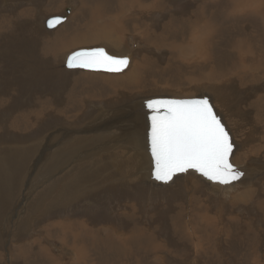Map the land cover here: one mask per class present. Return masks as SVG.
I'll use <instances>...</instances> for the list:
<instances>
[{
    "label": "rangeland",
    "instance_id": "374dc122",
    "mask_svg": "<svg viewBox=\"0 0 264 264\" xmlns=\"http://www.w3.org/2000/svg\"><path fill=\"white\" fill-rule=\"evenodd\" d=\"M2 1L0 193L6 196V200L0 213V264H264V172L260 171L264 169V31L260 28L263 15H254L263 14L264 4L260 12L250 14L251 17L261 18L259 21L247 17L249 13L246 8L235 11L226 6L228 0H123L126 8H119L120 0H97L96 3L95 0ZM230 1L232 5L236 4V0ZM153 2L156 4L155 10L149 9ZM240 5L243 7L244 2ZM67 6L73 8L68 14L70 17L67 16L69 19L50 30L45 29V20L52 16H64ZM90 20L98 26H106L103 30L113 31L111 33L116 38H123L128 51L124 48L121 51L104 48L110 55L127 56L130 64L134 62L132 66H127L121 72H107L67 68L64 65L66 58L77 50L103 47L102 43L94 41L81 42L83 37L80 34L90 27ZM185 26L191 27V30ZM201 27H206L202 61L195 59V53L190 57H181L179 49L192 45L190 33H196ZM44 38L67 43V50L60 49L54 55L55 59L49 61L51 64L44 59L46 52L41 54L46 41ZM71 40L75 42L72 46ZM160 40L163 42L160 43ZM31 41H35L34 46ZM237 41L255 55L253 59H243L247 61L239 65V72L230 74L227 68H232L239 58V47L233 46ZM30 43L33 52L29 51ZM35 48H39L38 52ZM258 48L261 50L258 51ZM138 61L141 65L137 64ZM134 66H137L133 79L136 83L132 82L127 89L99 81L102 80L99 75L114 79L127 74ZM93 74L98 76L95 80L98 87L96 83L87 81ZM206 76L211 80H206ZM215 92L219 94V102ZM180 96L207 98L229 132L233 143L230 160L243 173L239 180L231 183V186L239 183L229 192L232 195L221 194L229 184L211 188L208 187L209 181H206L207 184L196 172H189L192 174H188V179L176 177L173 182L169 181L173 186H161L162 189L157 190L146 187L131 173L124 181L128 185L117 189L121 193L116 191L101 196L102 188L122 179L119 178L120 172L110 163L114 152L104 149L106 146L103 143L107 140L93 142L85 139L83 134L76 133L74 144L70 146L78 144L91 149L88 157L94 161L93 169L97 171L89 169L86 163L83 166L71 165L60 154L58 159L52 157L45 165L42 163L38 168H32L33 162L40 157L44 135L49 133L47 131H56L61 122H69L67 126L77 130H92L86 123L95 115H88L96 110L99 112L100 107L117 109L136 99L135 105H144L145 97L152 100L153 97L179 99ZM220 97H223V104ZM61 103H69L78 114L71 113L69 109L66 111V108L60 111ZM243 110H247L249 115L244 114ZM61 112L67 114L68 119L63 114L66 119L60 118ZM48 115L52 117L51 123L46 121ZM233 115L236 118L245 115L246 119L243 118L246 121L237 125ZM255 115L259 119L253 122ZM41 132L43 134L40 135ZM95 146L101 150L93 151ZM82 153L81 148L78 156ZM253 158L259 166L258 170L251 164ZM61 161L66 165L65 170L49 182L45 177L58 170ZM243 171L250 172L246 173L248 177H243ZM104 175H111L114 179L103 178ZM210 188L220 191L221 196L218 199L214 197L209 192ZM128 189L131 191L127 192Z\"/></svg>",
    "mask_w": 264,
    "mask_h": 264
},
{
    "label": "bare ground",
    "instance_id": "6f19581e",
    "mask_svg": "<svg viewBox=\"0 0 264 264\" xmlns=\"http://www.w3.org/2000/svg\"><path fill=\"white\" fill-rule=\"evenodd\" d=\"M2 1V0H1ZM4 1V0H3ZM2 1V2H3ZM31 1H33V0H31ZM69 1V0H68ZM75 1V0H74ZM89 1V0H88ZM91 1V0H90ZM92 1H94V0H92ZM100 1V0H99ZM103 1V0H102ZM101 1V2H102ZM111 1V0H110ZM130 1V0H129ZM138 1V0H137ZM97 2V0H95V3ZM107 2V4L108 5H110L108 2L109 1H106ZM113 2H115V1H113ZM112 2V3H113ZM136 2V1H135ZM139 2V1H138ZM151 1H149V3H150ZM212 2V1H211ZM216 2V1H215ZM224 2V1H223ZM228 2V4L226 3L225 5L226 6H230L231 7V9H235V11H237V10H239L240 8L241 9H245L246 8V10H248V15H247V17H249V18H257V19H259V21H260V19L261 18H258V17H256V16H250V14H254V13H258V12H260L261 11V7H263V4H264V2H263V0H236V4H233L232 5V2L230 1V0H228L227 1ZM244 2V6L242 7L240 4L241 3H243ZM9 3H11V2H9ZM24 3V2H23ZM75 3V2H74ZM86 3V2H85ZM103 3V2H102ZM65 4V3H64ZM76 4V3H75ZM101 4V3H100ZM105 4V3H104ZM106 4V5H107ZM118 4V3H117ZM133 4V3H132ZM131 4V5H132ZM139 4H141V3H139ZM147 4V3H146ZM223 4V3H222ZM3 5V4H2ZM5 5H7V4H5ZM4 5V6H5ZM14 5V4H13ZM52 5V4H51ZM105 5V6H106ZM107 5V6H108ZM113 5H115V3L113 4ZM119 8L121 7H125V4H124V1L123 0H120L119 1ZM133 5H135V6H138V5H136V4H133ZM149 5V4H148ZM221 5V4H220ZM35 6V5H34ZM73 6V5H72ZM96 6V5H95ZM129 6V5H128ZM225 6V7H226ZM10 7L12 8V6L10 5ZM49 7H52V6H49ZM54 7V6H53ZM68 7V6H67ZM91 7V6H90ZM94 7V6H93ZM110 7V6H109ZM127 7V6H126ZM125 7V8H126ZM140 7V6H139ZM146 8H148V6H145ZM236 7H238L237 9H236ZM45 8H47V7H45ZM77 8V7H76ZM115 8V7H114ZM113 8V9H114ZM125 8H124V10H125ZM129 8V7H128ZM141 8V7H140ZM139 8V10H141ZM156 9V4H154V2L153 3H151V5L149 6V9ZM23 9V8H22ZM48 9H50V8H48ZM71 9H73L72 7H68V10H69V12L71 11ZM93 9V8H92ZM92 9H90V10H92ZM100 9V8H99ZM116 9V8H115ZM132 9V8H131ZM136 9H137V7H136ZM143 9H144V6H143ZM154 9V10H155ZM158 9H160V8H158ZM8 10V9H7ZM9 10H11V9H9ZM14 10V9H13ZM27 10V9H26ZM29 10V9H28ZM54 10V9H53ZM64 10V9H63ZM77 10V9H76ZM117 10V9H116ZM148 9H146L145 11H147ZM153 10V11H154ZM224 10V9H223ZM230 10V9H229ZM228 10V11H229ZM1 11V10H0ZM20 11H21V9H20ZM128 11V10H127ZM132 11V10H131ZM131 11H130V13H131ZM160 11V10H159ZM195 11V10H194ZM235 11H233V12H235ZM262 13L263 14H254V15H263L262 16V26L260 27V28H262L263 29V31H264V10L262 9ZM10 12V11H9ZM12 12V11H11ZM18 12V11H17ZM24 12V11H23ZM27 12V11H26ZM29 12V11H28ZM63 12V11H62ZM68 12V13H69ZM74 12V11H73ZM77 12V11H76ZM92 12V11H91ZM107 12V11H106ZM164 12V11H163ZM166 12V11H165ZM200 12H201V10H200ZM231 12V11H230ZM229 12V13H230ZM19 13V12H18ZM21 13V12H20ZM54 13V12H53ZM79 13V12H78ZM94 13V12H93ZM92 13V14H93ZM97 13H99L98 11H97ZM96 13V14H97ZM102 13V12H101ZM100 13V14H101ZM132 13H133V11H132ZM140 13V12H139ZM148 13V12H147ZM202 13V12H201ZM207 13V12H206ZM232 13V12H231ZM14 14H16V12L14 13ZM71 14V13H70ZM81 14V13H80ZM135 14H137V12H135ZM134 14V15H135ZM149 14V13H148ZM155 14V13H154ZM203 14V13H202ZM225 14H226V12H225ZM232 14H234V13H232ZM231 14V15H232ZM26 15V14H25ZM28 15H29V13H28ZM90 15V14H89ZM104 15H106V14H104ZM128 15V14H127ZM126 14L124 15V16H127ZM130 15H133V14H130ZM129 15V16H130ZM190 15V14H189ZM210 15V14H209ZM65 16V15H64ZM68 16V15H67ZM67 16H66V18H67ZM72 16V15H71ZM91 16V15H90ZM141 16H143V15H141ZM205 16V15H204ZM211 17H213V15L211 14L210 15ZM1 17V16H0ZM15 17V16H14ZM30 17V16H29ZM53 17V16H52ZM68 17H70V15L68 16ZM76 16H74V18H75ZM79 16H77V18H78ZM106 17V16H105ZM114 17V16H113ZM163 17V16H162ZM189 17H191V16H189ZM2 18V17H1ZM9 18V17H8ZM32 18V17H31ZM84 18V17H83ZM96 18V17H95ZM110 18H111V16H110ZM122 18H123V16H122ZM124 18H127V17H124ZM132 18V17H131ZM133 18H134V16H133ZM158 18V17H157ZM67 19H69V18H67ZM91 19V18H90ZM159 19V18H158ZM193 19V18H192ZM92 20V19H91ZM90 20V21H91ZM93 20H95V19H93ZM125 20V19H124ZM123 20V21H124ZM194 20V19H193ZM202 20H204V19H201L200 21H202ZM4 21V20H3ZM30 21V20H29ZM74 21V20H73ZM81 21H83V20H81ZM111 20L109 19V22H110ZM207 21V20H206ZM209 21V20H208ZM210 21H213V20H210ZM6 22V21H5ZM10 22V21H9ZM24 22H25V20H24ZM69 22V21H68ZM75 22V21H74ZM73 22V23H74ZM99 22V21H98ZM101 22V21H100ZM112 22H113V20H112ZM114 22H115V20H114ZM119 22V21H118ZM124 22H126V21H124ZM156 22V21H155ZM199 22V21H198ZM3 23V22H2ZM7 23V22H6ZM12 23H15L14 21H12ZM23 23V22H22ZM26 23V22H25ZM97 23V22H96ZM213 23H215V21L213 22ZM257 23H259V22H257ZM16 24V23H15ZM71 24V23H70ZM86 24V23H85ZM111 24V23H110ZM113 24V23H112ZM116 24H117V22H116ZM126 24V23H125ZM133 24V23H132ZM217 24V23H216ZM261 24V23H260ZM2 25V24H1ZM4 25V24H3ZM9 25V24H8ZM26 25H27V23H26ZM61 25V24H60ZM69 25V24H68ZM88 25H90V24H88ZM115 25V24H114ZM140 26V24H137V26ZM142 25V24H141ZM204 25V24H203ZM7 26V25H6ZM10 26V25H9ZM9 26H8V28H9ZM25 26V25H24ZM67 26V25H66ZM65 26V27H66ZM132 26V25H131ZM2 27V26H1ZM23 27V26H22ZM60 27H62V26H60ZM59 27V28H60ZM79 27V26H78ZM77 27V28H78ZM108 28H110L111 26H107ZM136 27V26H135ZM186 27V26H185ZM106 28V26H104V25H102V26H98V25H96L95 24V22L94 21H91V25H90V27L89 28H87L82 34H80L83 38L81 39V42H85V41H94L95 43H102V46L103 47H106V48H109V49H111L112 48V51H113V49L114 48H116L118 51L120 50H123L122 48H124V50H126V47L128 46V45H124L123 44V38L121 39L120 37H118V38H116L115 36H113V33H111V32H113V31H108V32H105L103 29H105ZM118 28V27H117ZM131 28V27H130ZM139 28H141V27H139ZM187 28V27H186ZM191 28V27H190ZM190 28H187V29H189V30H191ZM6 29V28H5ZM58 29V28H57ZM79 29V28H78ZM82 29V28H81ZM81 29H80V32H81ZM84 29V28H83ZM111 29V28H110ZM110 29H108V30H110ZM125 29V28H124ZM262 29H261V31H262ZM7 30V29H6ZM26 30V29H25ZM55 30V29H54ZM59 30V29H58ZM64 30V29H63ZM62 30V31H63ZM73 30V29H72ZM107 30V29H106ZM116 30V29H115ZM130 30H132V29H130ZM134 30V29H133ZM141 30V29H140ZM205 30H206V27L205 28H203V27H201V28H199L198 30H196V33H190V40L191 41H193V42H191V44L192 45H188L187 47H183L182 49L180 48L179 49V54H180V56L181 57H190L191 55H193L194 53L196 54L195 56V59L196 60H198L199 62H201L202 61V41H203V35L205 34L204 32H205ZM3 31V30H2ZM122 31V30H121ZM134 31H136V29L134 30ZM139 31V30H138ZM145 31V30H144ZM216 31V30H215ZM39 32V31H38ZM51 32V31H50ZM63 32H67V30L66 31H63ZM184 32V31H183ZM207 32V31H206ZM217 32V31H216ZM5 33V32H4ZM58 33H61V31L60 32H58ZM77 34H78V32H76ZM131 33V32H130ZM145 33H146V31H145ZM263 33V32H262ZM37 34V33H36ZM40 34V33H39ZM74 34V33H73ZM91 34H94V36H91ZM207 34V33H206ZM216 34V33H215ZM264 34V33H263ZM38 35V34H37ZM41 35V34H40ZM39 35V36H40ZM50 35V34H49ZM65 35V34H64ZM69 35H72V33L70 34L69 33ZM76 35V34H75ZM122 35V34H121ZM143 35V34H142ZM185 35H186V33H185ZM36 36V35H35ZM39 36H37V37H39ZM123 36V35H122ZM140 36V35H139ZM43 37H45V36H43ZM42 37V38H43ZM91 37H92V39H91ZM149 37V36H148ZM208 37V36H207ZM264 37V36H263ZM3 38V37H2ZM8 38V37H7ZM39 38H41V37H39ZM69 38H71V36L69 37ZM212 38V37H211ZM259 38H262L261 36H259ZM52 39H54V38H52ZM78 39V38H77ZM133 39H135V38H133ZM137 39V38H136ZM208 39H210V38H208ZM44 40H46V41H44V45H43V47H42V50H41V54H42V52L43 51H45L46 53H45V55H44V59H46V60H48V62L49 61H53V59H55L54 58V55H56V54H58V51H60V49L61 50H63V48L65 49V47H66V44L67 43H64L63 41H59V42H57L58 40L56 39V40H51L50 38H48V39H45L44 38ZM151 40V39H150ZM205 40V39H204ZM211 40V39H210ZM209 40V41H210ZM238 40V39H237ZM240 40V39H239ZM263 40H264V38H263ZM75 41H76V39H75ZM138 41V40H137ZM146 41H148L147 39H146ZM10 42V41H9ZM26 42V41H25ZM35 42V41H34ZM34 42L33 41H31V43H33V46H34ZM152 43H153V41H151ZM161 42H163L162 40H160V43ZM246 42V41H245ZM31 43L30 44H28V45H30L31 46ZM72 43H75V42H73L72 40L70 41V46H72L71 44ZM125 43V42H124ZM151 43V44H152ZM155 43V42H154ZM204 43V42H203ZM241 42H239V41H237L236 42V44L235 45H233V46H235V47H239L238 48V61L236 62V63H234L233 65H232V68H227V71H231V73L230 74H232V73H238L239 72V65H241L244 61H247V60H243V59H245L246 57L247 58H249V60L250 59H253L254 58V55H255V53H253V52H251V51H249V48H247V49H245V48H243V47H241V44H240ZM79 44H80V42H79ZM159 44V43H158ZM206 44H207V42H206ZM209 44H210V42H209ZM37 45V44H36ZM35 45V46H36ZM39 45V44H38ZM38 45H37V47H38ZM74 45V44H73ZM77 45V44H76ZM76 45H74V46H76ZM155 45H156V43H155ZM154 45V46H155ZM161 45V44H160ZM240 45V46H239ZM29 46V47H30ZM40 46V45H39ZM98 46V45H97ZM204 46H205V49H208V48H206V45L204 44ZM232 46V47H233ZM28 47V46H27ZM28 47V48H29ZM41 47V46H40ZM39 47V48H40ZM89 47V46H88ZM210 47V46H209ZM0 48H2L1 47V45H0ZM14 48V47H13ZM28 48H27V50H28ZM39 48H37L38 50H39ZM82 48V47H81ZM91 48V47H90ZM155 48V47H154ZM174 48V47H173ZM256 48V47H255ZM6 49V48H5ZM30 50L29 51H32L33 52V50H34V48H32V46L29 48ZM32 49V50H31ZM36 49V48H35ZM37 49H36V51H37ZM152 49V48H151ZM156 49V48H155ZM10 50V49H9ZM25 50H26V48H25ZM67 50V48L64 50V51H66ZM115 50V49H114ZM146 50H148V49H146ZM153 50V49H152ZM151 50V51H152ZM158 50V49H157ZM233 50V49H232ZM259 50H261V49H259L258 48V51ZM126 51H128V50H126ZM170 51V50H169ZM208 51V50H207ZM255 51V50H254ZM14 52V51H13ZM38 52V51H37ZM40 52V51H39ZM153 52H155V50H153ZM29 53V52H28ZM36 53V52H35ZM35 53H34V55H35ZM131 53V52H130ZM7 54V53H6ZM25 54V53H24ZM20 55V54H19ZM30 55V54H29ZM39 55V54H38ZM60 55V54H59ZM143 55V54H142ZM144 55H146V54H144ZM8 56V55H7ZM41 56V55H40ZM68 56V55H67ZM19 57V56H18ZM32 57H33V54H32ZM36 57V56H35ZM34 57V58H35ZM58 57V56H57ZM56 57V58H57ZM134 57V56H133ZM143 57V56H142ZM145 57V56H144ZM40 58V57H39ZM38 58V59H39ZM172 58V57H171ZM23 59V58H22ZM131 60H132V58H130ZM142 59V58H141ZM175 59V58H174ZM34 60H36V59H34ZM135 60H137V59H135ZM143 60V59H142ZM235 60H237V59H235ZM18 61H20V60H18ZM33 61V60H32ZM60 61H61V59H60ZM140 61H138V63L137 64H140L139 63ZM145 62V61H144ZM34 63V62H33ZM40 63V62H39ZM44 63V62H43ZM46 63H47V61H46ZM50 64H51V62H49ZM66 63H67V58H66V60H65V64L64 65H66ZM133 63L134 62H132L131 64L129 63V65L128 66H132L133 65ZM136 63V62H135ZM45 64V63H44ZM57 64H58V62H57ZM136 64V65H137ZM29 65V64H28ZM43 65V64H42ZM141 65V64H140ZM20 66V65H19ZM52 66V65H51ZM144 66V65H143ZM6 67V66H5ZM8 67H10V66H8ZM38 67V66H37ZM3 68V67H2ZM20 68V67H19ZM23 68V67H22ZM54 68V67H53ZM6 69V68H5ZM44 69H47V68H44ZM135 69H137V66H134V68L131 70V71H129L127 74H125V75H121V76H116L114 79H109L110 77H108L107 78V76L105 77V76H103V75H99V78H101L102 80H99L101 83H105V85L106 84H108V85H111V84H113V85H116V86H119L120 88H122V89H127V87H131L132 86V82H134V78L136 77L135 75H136V73H135V71L137 72V70H135ZM16 70V69H15ZM34 70V69H33ZM51 70V69H50ZM134 70V71H133ZM4 71V70H3ZM29 71V70H28ZM41 71V70H40ZM47 71V70H46ZM59 70H57V72H58ZM102 71V70H101ZM9 72V71H8ZM56 72V71H55ZM91 73V72H90ZM135 73V74H134ZM227 73V72H226ZM28 74V73H27ZM51 74H54V73H51ZM92 74V73H91ZM31 75V74H30ZM47 75V74H46ZM84 75V74H83ZM88 75V74H87ZM33 76V75H32ZM31 76V77H32ZM39 76V75H38ZM50 76V75H49ZM91 77H88L87 78V81L89 82V83H96V85H97V81L95 82V80L96 79H98V76H96L95 77V75L93 74V75H90ZM31 77H30V79H31ZM34 77V76H33ZM32 77V78H33ZM53 77V76H52ZM84 77H87V76H84ZM29 78V77H28ZM48 79V78H47ZM49 79H50V77H49ZM21 80V79H20ZM206 80H211V79H209L208 78V76H206ZM27 81V80H26ZM156 81H158V80H156ZM21 82V81H20ZM31 82V81H30ZM33 82V81H32ZM49 82H51V81H49ZM48 82V83H49ZM76 82V81H75ZM74 82V83H75ZM141 82V81H140ZM28 83V82H27ZM134 83H136V82H134ZM156 83V82H155ZM222 83V82H221ZM29 84V83H28ZM35 84V83H34ZM38 84V83H37ZM43 84H44V81H43ZM139 85H140V83H138ZM160 84H162L161 82H160ZM30 85V84H29ZM99 85V84H98ZM98 85H97V87H98ZM159 85V84H158ZM61 86V85H60ZM103 86V85H102ZM33 87V86H32ZM136 87H138V85L136 86ZM141 87H142V84H141ZM95 88V87H94ZM99 88H101V87H99ZM139 88V87H138ZM199 88V87H198ZM109 89V88H108ZM110 90V89H109ZM200 90V89H199ZM28 91V90H27ZM99 91V90H98ZM203 91V90H202ZM207 91V90H206ZM207 93H208V91H207ZM166 94H168V93H166ZM166 94H165V96H166ZM25 95V94H24ZM202 95H204L203 93H202ZM212 95V94H211ZM214 95L216 96V98H217V96H219V94L218 93H214ZM148 96V95H147ZM160 96V95H159ZM164 96V95H163ZM199 96V95H198ZM197 96V97H198ZM91 97H92V95H91ZM90 97V98H91ZM102 97V96H101ZM140 97V96H139ZM142 97V96H141ZM166 97H169V96H166ZM98 98H100V97H98ZM103 98V97H102ZM102 98H100V99H102ZM221 98V103L223 104L224 103V100H222V98L223 97H220ZM227 98V97H226ZM125 99V98H124ZM152 99H155V97H153ZM179 99H192L191 98V96L189 97V98H181V96H180V98ZM62 100V99H61ZM61 100H57V101H61ZM116 100V99H115ZM137 101H138V99H136ZM135 100V101H136ZM143 100H145L146 101V103H147V101L148 100H150V99H148L147 97H145V98H143ZM217 100H218V102H219V99L217 98ZM85 101V100H84ZM89 101H91V99H89ZM88 101V102H89ZM114 101V100H113ZM123 101H125V100H123ZM135 101H132V102H128L127 104H124V106H122V107H119V108H117V109H113V108H109V109H107L106 107V109L105 108H103V107H100L99 108V112H92V111H90L89 110V112H92V113H89V115L88 116H91V115H95L94 116V118L93 119H91L89 122H87L86 123V126L87 127H90L92 130H90V129H88V130H86V131H84V130H81V129H78L77 130V128H74V127H70V126H67L68 125V123L69 122H67V124H65V122H61L58 126H59V128L56 130V131H54V132H50V131H47V132H49L47 135H44V138L42 139V144H41V149H40V157L38 158V160H36V162L34 163L33 162V166H32V168L34 169V167L36 166L37 168H38V166L40 165V164H42L43 163V165H45L48 161H50L51 160V158L52 157H55V158H59L58 157V155L60 154V156H62L63 158H66L67 159V162L69 163V164H71V165H73V164H75V166H80V165H84L85 163L87 164V167L89 168V169H93V166L94 165H92V164H94V161L90 158V157H88V152L89 151H91V149H86V148H83V147H80L78 144H76V145H73L72 147L70 146L71 144H74V142H73V138H74V134L76 133L77 135H79V134H83L84 135V138L85 139H87V140H90V141H93V142H96V141H99V142H103L104 140H107L105 143H103V146H106V147H104V149L105 150H112L113 152H114V156L110 159V163H111V165L113 166V168L116 170V171H119L120 172V174H119V178H122V179H120V180H118L117 181V183L116 184H114V185H112V186H110V187H104V188H102L101 189V193H100V195L102 194V195H104V194H107V193H111V192H116V191H119V190H117V189H119L120 187H124V186H127L128 184L127 183H125L124 181H125V178H128L129 176H130V174L131 173H134V176L137 178V180L138 181H140L143 185H145L146 187H148V188H152V189H162L161 188V186H168V185H172L170 182H168L167 183V185H165L166 183H164V182H162V181H157L155 178H154V176H153V167H154V165H153V162H152V159H151V150H150V143H149V139H148V135H149V132H150V121H149V119H148V116H149V112H148V109L146 108V104H140V105H135V103H137V101L135 102ZM62 102V101H61ZM96 102V101H95ZM127 102V101H126ZM232 102V101H231ZM93 103V102H92ZM114 103V102H113ZM63 103H61L60 105H62ZM84 104V103H83ZM101 104V103H100ZM129 104V105H128ZM16 105V104H15ZM103 105V104H102ZM101 105V106H102ZM128 105V106H127ZM70 105H69V103L68 104H63V106L62 107H59V109H60V111H63V109L64 108H66V111H67V109H69V111H71V113L72 112H76L77 114H78V112L76 111V109L74 110V107H69ZM231 106V105H230ZM117 107V106H116ZM90 108V107H89ZM236 108V107H235ZM85 109V108H84ZM91 109V108H90ZM86 110V109H85ZM95 110V109H94ZM93 110V111H94ZM257 110V109H256ZM65 111V110H64ZM235 111V110H234ZM252 111V110H251ZM88 112V111H87ZM240 112V111H239ZM242 112V111H241ZM69 113V112H68ZM233 113V112H232ZM232 113H231V115H232ZM243 113L244 114H247V110L246 111H244L243 110ZM252 113H254V112H252ZM54 114V113H53ZM61 116H60V118L61 117H66V115H64V113H59ZM64 116H63V115ZM84 114V113H83ZM220 114V113H219ZM238 114V113H237ZM251 114V113H250ZM256 114V113H255ZM247 115H249V114H247ZM246 115V116H247ZM7 116V115H6ZM68 116V115H67ZM225 116V115H224ZM245 115H239V117L238 118H236V115H233V120L236 122V120H237V122H236V124L238 123L239 125H241V123H242V121H246L245 119H246V117H244ZM5 117V116H4ZM64 117V119H66ZM245 119H244V118ZM252 117V116H251ZM250 117V118H251ZM40 118V117H39ZM250 118H249V120H250ZM254 119H253V122H256V121H258V119H259V117L257 116V115H255V117H253ZM6 119V118H5ZM52 119V117L50 116V115H48L47 117H46V121H48L49 120V122L51 123V120ZM63 119V120H64ZM68 119V118H67ZM232 119V118H231ZM3 120V119H2ZM7 120V119H6ZM5 120V121H6ZM61 120V119H60ZM66 121V120H65ZM223 121V120H222ZM264 121V120H263ZM249 122V121H248ZM49 123V124H50ZM55 123H56V121H55ZM250 123H251V121H250ZM62 124H65V125H62ZM237 124V125H238ZM248 125V124H247ZM244 126V125H243ZM53 127H54V125H53ZM45 128V127H44ZM43 129V128H42ZM24 130V129H23ZM46 131V130H45ZM46 132V133H47ZM41 134H43L42 132L40 133V135ZM45 134V133H44ZM9 136V135H8ZM262 136H264V134L262 135ZM27 137V136H26ZM41 138V137H40ZM233 139H234V137H233ZM260 139H262V137L260 138ZM259 139V140H260ZM111 140H114V142L112 143V141ZM235 140V139H234ZM261 141H263V140H261ZM235 142V141H234ZM238 142V141H237ZM262 143V142H261ZM43 146V147H42ZM74 146H76V147H74ZM39 147V146H38ZM83 149V153H82V155L81 156H78V151H79V149ZM72 149V150H71ZM236 149V148H235ZM92 150L93 151H100L101 150V148L100 147H97V146H95V147H93L92 148ZM15 151V150H14ZM236 152H237V150H236ZM27 153H29V152H27ZM36 154V153H35ZM237 154V153H236ZM236 157V156H235ZM260 157V156H259ZM9 158H11L10 156H9ZM256 158V157H255ZM255 158H253V160H252V163L251 164H253L255 167H256V170H258L259 169V166H258V164L257 163H255ZM251 159V158H250ZM249 159V160H250ZM60 160V159H59ZM248 161V160H247ZM97 163V162H96ZM232 163V162H231ZM61 167H58V170H56L57 171V173H56V171L54 172V173H52L51 174V176H47V177H45V178H48V181L49 182H51V181H53L57 176H60L62 173H63V171L65 170V168H66V165L61 161ZM80 164V165H79ZM123 164H125L124 166H122ZM239 164V163H238ZM97 165H98V163H97ZM244 165V164H243ZM251 166V165H250ZM31 167V166H30ZM78 168V167H77ZM84 168V167H83ZM49 169H50V167H49ZM82 169V168H81ZM94 170V169H93ZM96 170V169H95ZM94 170V171H95ZM97 171V170H96ZM260 171H262V172H264V169H261ZM189 172H192V173H195V171L194 170H189L188 172H186V173H179V174H177L176 176H174L173 177V179L171 180V182H173V180L177 177V178H182V179H188V177H189V175L188 174H192V173H189ZM244 172V176L243 177H245L247 174L246 173H248V172H245V171H243ZM259 172V171H258ZM32 173V172H31ZM98 175H100V173H98V172H96ZM250 173V172H249ZM248 173V174H249ZM197 174V173H196ZM254 174V173H253ZM183 175H184V177H183ZM27 176H28V174H27ZM54 176H56V177H54ZM102 177V176H101ZM247 177H248V175H247ZM259 177V176H258ZM103 178H106V179H109V180H113L114 178L111 176V175H104L103 176ZM253 179V178H252ZM249 180V179H248ZM207 181H209V180H207ZM204 182H206L205 180H204ZM210 183V185L208 184V187H211V188H214L213 186H215V187H219V186H217V185H221V184H218V183H214V182H212V181H209ZM45 184V183H44ZM236 184H239V183H236ZM235 184V185H236ZM249 184H250V182H249ZM212 185V186H211ZM230 186H225L224 188H223V190L224 191H222V193L220 192V191H218L217 189H215V190H212L211 188H210V190H209V192L214 196V197H216L217 199L221 196V194H223V192H224V194H227V195H229V194H231L232 195V192L231 193H229L230 191H233L232 189L235 187V185L233 184L232 186H231V184H229ZM173 186V185H172ZM222 186V185H221ZM224 186V185H223ZM240 186V185H239ZM236 187H237V185H236ZM237 189V188H236ZM131 191V189H128L127 190V192H130ZM132 191L133 192H135V190L132 188ZM153 191H155V190H153ZM63 193V192H62ZM119 193H121L120 191H119ZM132 193V192H131ZM219 193H221V194H219ZM47 194H45V196H46ZM52 195V194H51ZM100 195L99 196H97V198L96 199H98L99 197H100ZM101 195V196H102ZM58 196V195H57ZM61 196H63V195H61ZM66 196V195H65ZM234 196V195H233ZM30 197V196H29ZM54 197V196H53ZM225 197H226V195H225ZM63 198H65L64 196H63ZM227 198V197H226ZM234 198H235V196H234ZM24 199H25V197H24ZM59 199V198H58ZM6 200V196H2V194L0 193V204H4L5 201ZM221 200V199H220ZM229 200V199H228ZM220 202H222V201H220ZM225 204V203H224ZM20 210H18L17 212H19ZM44 211V210H43ZM16 212V211H15ZM16 212V213H17ZM46 212V211H45Z\"/></svg>",
    "mask_w": 264,
    "mask_h": 264
},
{
    "label": "snow or ice",
    "instance_id": "6c2138e0",
    "mask_svg": "<svg viewBox=\"0 0 264 264\" xmlns=\"http://www.w3.org/2000/svg\"><path fill=\"white\" fill-rule=\"evenodd\" d=\"M60 22L55 17L48 26ZM128 64L127 56L110 55L104 47L77 50L67 57L69 68L92 71L121 72ZM146 108L157 181L167 183L179 173L194 170L209 181L227 185L243 175L231 163V137L207 98L152 99Z\"/></svg>",
    "mask_w": 264,
    "mask_h": 264
},
{
    "label": "water",
    "instance_id": "95a60500",
    "mask_svg": "<svg viewBox=\"0 0 264 264\" xmlns=\"http://www.w3.org/2000/svg\"><path fill=\"white\" fill-rule=\"evenodd\" d=\"M68 12H69V10L66 9L65 16H56V17H60V18H61V22L58 23V24H55L53 27H49V26H48V21L51 20V19H53V18H55V16L50 17V18H47V19L45 20V22H44L45 29L50 30V29H52V28H54V27H57L59 24L63 23V22L65 21V19H66V16L69 14ZM65 66H66L67 68H69V67L67 66V63H66ZM192 99H197V98H192ZM196 173H197V172H196ZM197 174L200 175L199 173H197ZM200 176H201V175H200ZM201 178H202L203 180L207 181V179H206L205 177L201 176Z\"/></svg>",
    "mask_w": 264,
    "mask_h": 264
},
{
    "label": "crops",
    "instance_id": "0c3cea01",
    "mask_svg": "<svg viewBox=\"0 0 264 264\" xmlns=\"http://www.w3.org/2000/svg\"><path fill=\"white\" fill-rule=\"evenodd\" d=\"M14 156H15V154H14ZM14 160H16V159H14ZM10 162L12 163V164H14V162L10 159ZM1 170H2V168L0 169V172H1ZM14 202H15V200H14ZM14 202H13V204H14ZM1 203V202H0ZM3 206H5L4 204H0V213H1V211H3V209H4V207ZM13 211H14V209H12ZM7 219H8V217H7ZM7 221V220H6ZM9 222V221H8ZM10 224H11V222H10ZM94 239V238H93Z\"/></svg>",
    "mask_w": 264,
    "mask_h": 264
}]
</instances>
